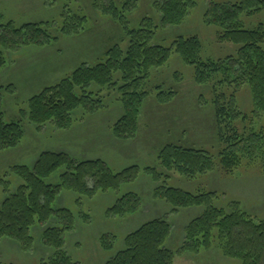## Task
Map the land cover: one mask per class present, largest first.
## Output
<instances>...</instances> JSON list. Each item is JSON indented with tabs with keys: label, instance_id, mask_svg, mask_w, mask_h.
I'll return each instance as SVG.
<instances>
[{
	"label": "trees",
	"instance_id": "trees-1",
	"mask_svg": "<svg viewBox=\"0 0 264 264\" xmlns=\"http://www.w3.org/2000/svg\"><path fill=\"white\" fill-rule=\"evenodd\" d=\"M130 1L133 0L127 3ZM228 1L213 6L210 1L209 11L202 18L206 27L216 29L218 43L234 46L231 55L218 60L202 58V45L196 36L176 37L168 46L158 43L159 26H180L196 6V0H164L155 5L158 22L144 17L136 28L129 29L122 21L125 49L114 45L95 64L82 63L70 76L31 96L26 102L25 118L37 132L46 124L66 130L73 125V116L79 110L92 113L102 109V94H112L121 104L123 114L112 125L111 134L116 140H132L138 131L144 101L152 94L165 101L176 95L175 91L165 92L159 85L151 84L157 73L176 59L181 66L192 69L195 85L210 86L215 96L217 137L225 144L217 154L221 169L227 171L241 164L242 153L236 148L244 141L251 142L250 158L262 161L264 167V134L247 126L251 119L237 110L244 97L240 93L245 90L250 98L251 117L264 113V25L246 29L243 21L263 12L264 0ZM110 9L115 17V9ZM83 22L85 17L65 15L61 35L79 32ZM50 26L49 23L16 26L11 21L4 22L0 14V72L7 63V49L15 44H45ZM8 35L19 42L8 40ZM23 137L21 122L6 121L0 106V153L16 148ZM157 160L165 172L187 179L214 168L204 151L175 144L162 148ZM140 173L151 177V182L157 185L154 198L170 213H192L183 228V238L175 250L169 248L171 224L167 215L157 217L123 235L122 249L104 264H173L177 256L194 257L212 249L223 259L238 264H264V220L256 221L240 203L218 202L220 197L215 192L193 194L164 186L162 174L154 168L140 170L131 166L113 174L101 160L78 161L54 152H43L32 167L13 166L0 177V240L15 243L25 252L33 245L34 230L39 229V243L48 254L41 264H75L65 250V235L73 230L75 215L66 208L57 209L58 198L63 192L71 193L78 204L82 198L117 191L121 185L135 182ZM10 176L15 183L13 188ZM54 176L57 181L52 183ZM91 182L93 185L89 186ZM139 197L125 193L107 210L108 214L116 218L136 214L141 206ZM107 237L103 236L100 244L104 251L111 252L114 245L106 244Z\"/></svg>",
	"mask_w": 264,
	"mask_h": 264
},
{
	"label": "rangeland",
	"instance_id": "rangeland-1",
	"mask_svg": "<svg viewBox=\"0 0 264 264\" xmlns=\"http://www.w3.org/2000/svg\"><path fill=\"white\" fill-rule=\"evenodd\" d=\"M9 1L0 0V12L3 8L5 10L2 14L4 22L11 21L16 26L49 23L51 30L45 44H15L7 49V63L0 72V106L6 121L21 122L24 137L16 148L0 153V177L13 166L32 167L43 152L67 154L78 161L98 159L105 162L113 174L131 166L140 170L149 167L162 174L160 177L165 181L164 186L193 194L215 192L220 197L218 202H238L256 221L264 220L263 162L250 158L251 142L244 141L236 148L242 153L241 164L227 169L228 172L221 169L217 154L225 144L220 143L217 137L215 96L210 86L195 85L192 69L181 66L176 59L170 60V65L151 80L152 87L159 85L161 90L175 91L176 95L165 101L152 94L144 101L138 131L132 140H116L111 134L112 125L123 114L121 104L112 94H102V109L92 113L79 110L73 116V125L66 130L46 124L37 132L25 118L26 102L31 96L70 76L80 64H95L110 47L118 45L125 49L127 42L124 40L122 21L129 29L136 28L144 17L158 22L155 5L164 0H133L129 3L128 0H69L67 3L65 0H13L15 6ZM210 1L213 6V3L226 0H196V6L180 26H159L158 43L168 46L176 37L196 36L202 45V58L218 60L231 55L234 46L218 43L216 29L204 24L203 14L209 11ZM111 7L116 11L115 17ZM65 15L85 17L82 29L71 35H61ZM243 21L246 29L264 25V11ZM11 39L12 35H8V40ZM174 73H177L175 77ZM9 85H12L10 90ZM241 94L244 97L237 110L248 120L251 119L247 126L264 134V113L251 117L249 95L245 90ZM170 144L204 151L210 157L213 170L195 174L192 179L165 172L158 166L157 155ZM139 176L135 182L121 185L117 191L97 193L89 199L82 198L78 204L76 196L71 193L63 192L58 198L57 209L66 208L75 215L74 228L65 235V250L75 264H104L122 249L123 235L148 220L166 215L172 230L169 248L175 250L180 244L183 228L192 213H170L163 203L154 198L157 185L151 182V177L143 173ZM8 179L13 188V177ZM56 181L54 176L51 182ZM88 185L92 186L93 182ZM130 192L141 198L139 211L124 218L108 214L107 210ZM84 215L87 217L84 218ZM39 232V229L34 230L33 245L25 252L15 243L0 240V264H41L45 261L48 254L39 243ZM103 236H108L106 244L114 245L113 251L103 250L100 244ZM173 264L238 263L223 259L212 249L194 257L177 256Z\"/></svg>",
	"mask_w": 264,
	"mask_h": 264
},
{
	"label": "crops",
	"instance_id": "crops-1",
	"mask_svg": "<svg viewBox=\"0 0 264 264\" xmlns=\"http://www.w3.org/2000/svg\"><path fill=\"white\" fill-rule=\"evenodd\" d=\"M9 2H11L14 6H15V2H13V0H10ZM18 5V4H17ZM3 7H4V5H3ZM2 11V10H1ZM3 11L5 12V10H4V8H3ZM3 11L2 12H0V14H3ZM12 84V83H11ZM110 132V131H109Z\"/></svg>",
	"mask_w": 264,
	"mask_h": 264
}]
</instances>
